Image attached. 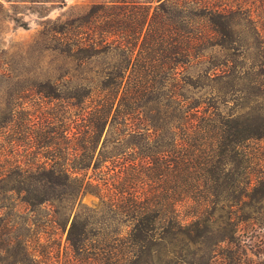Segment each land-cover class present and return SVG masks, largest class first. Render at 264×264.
Returning <instances> with one entry per match:
<instances>
[{
    "label": "trees",
    "instance_id": "1",
    "mask_svg": "<svg viewBox=\"0 0 264 264\" xmlns=\"http://www.w3.org/2000/svg\"><path fill=\"white\" fill-rule=\"evenodd\" d=\"M80 21L95 36L52 49L75 68L0 107L3 264H34L45 235H65L62 264H209L264 223V0H123ZM107 51L105 69H81Z\"/></svg>",
    "mask_w": 264,
    "mask_h": 264
},
{
    "label": "rangeland",
    "instance_id": "2",
    "mask_svg": "<svg viewBox=\"0 0 264 264\" xmlns=\"http://www.w3.org/2000/svg\"><path fill=\"white\" fill-rule=\"evenodd\" d=\"M117 1L123 0H64L63 5L58 0L40 3L30 0H0V107L9 103L17 90L52 81L61 73L74 69V64L66 60L64 55L52 51L57 46L55 39L87 41L93 38L96 29L83 25L80 19L94 6H110ZM129 1L143 4L152 11L164 0ZM57 31L62 34L59 35ZM244 43L250 46L247 54L256 53L257 45L253 38L243 39L242 44ZM115 60L117 56L107 51L91 57L81 69L89 72L101 71ZM202 69L203 66L194 65L185 69L182 75L197 79ZM225 86V82L217 80L210 88L199 89L195 94H213ZM238 96H230V104L226 105V110H235L238 107ZM262 143L259 145L264 148V142ZM258 198L259 196L252 194L251 202ZM80 202L86 209H95L98 206L97 198L89 193L83 194ZM180 211L183 215V209ZM258 216L263 217L264 221V211ZM52 237L60 241L57 249L50 244ZM231 241V244L220 245L217 252L219 255L209 264H264V223L261 226L250 223L239 226ZM1 242L0 235V244ZM30 248L34 264H62L63 256L68 252L65 235L61 238L58 235L41 236L38 241L31 240ZM2 259L0 250V264H3Z\"/></svg>",
    "mask_w": 264,
    "mask_h": 264
},
{
    "label": "water",
    "instance_id": "3",
    "mask_svg": "<svg viewBox=\"0 0 264 264\" xmlns=\"http://www.w3.org/2000/svg\"><path fill=\"white\" fill-rule=\"evenodd\" d=\"M70 221H71V219H70Z\"/></svg>",
    "mask_w": 264,
    "mask_h": 264
}]
</instances>
